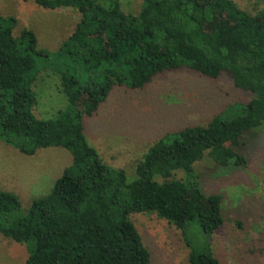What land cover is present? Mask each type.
Instances as JSON below:
<instances>
[{
	"label": "trees",
	"instance_id": "16d2710c",
	"mask_svg": "<svg viewBox=\"0 0 264 264\" xmlns=\"http://www.w3.org/2000/svg\"><path fill=\"white\" fill-rule=\"evenodd\" d=\"M51 10L74 8L81 19L61 50L88 70L85 81L59 70L71 110L53 119L34 113L38 48L31 29L14 33L15 18L0 15V138L32 155L60 146L73 163L51 192L24 211L20 198L0 186V234L26 246V264H152L130 218L154 212L180 229L198 221L207 235L224 223L223 198L206 195L194 172L208 153L222 166H244L243 136L264 126V9L252 13L234 0H146L137 13L121 0H25ZM189 69L228 76L255 93L241 111L216 116L157 141L138 162L134 181L107 165L85 134L116 86L142 88L167 71ZM186 178H175L178 171ZM190 264H220L208 246Z\"/></svg>",
	"mask_w": 264,
	"mask_h": 264
},
{
	"label": "rangeland",
	"instance_id": "374dc122",
	"mask_svg": "<svg viewBox=\"0 0 264 264\" xmlns=\"http://www.w3.org/2000/svg\"><path fill=\"white\" fill-rule=\"evenodd\" d=\"M145 1L121 3L126 12L137 13ZM234 1L252 13L264 9V0ZM0 15L16 19V35L31 29L38 48L48 54L49 59L37 62L35 115L53 119L71 110L59 70H71L81 81L88 70L80 61L67 59V47L61 48L80 21V12L46 9L33 1L0 0ZM254 97L228 76L214 79L185 68L167 71L142 88L116 86L98 111L85 118V134L104 162L124 169L131 182L137 178L138 162L157 141L189 126H206L216 116L231 118ZM243 139L239 151L246 165L222 166L206 153L194 166L202 191L223 198L224 223L211 236L198 221L184 230L154 212L130 215L152 264H190V253L208 246L220 264H264V126L251 129ZM72 163L73 155L64 147L39 148L28 155L0 138V186L20 198L24 211L35 199L48 195ZM187 176L183 170L175 174L179 179ZM27 257L25 245L0 234V264H26Z\"/></svg>",
	"mask_w": 264,
	"mask_h": 264
}]
</instances>
